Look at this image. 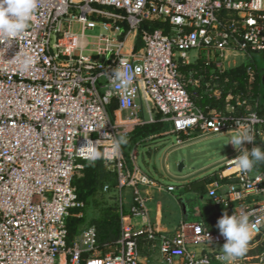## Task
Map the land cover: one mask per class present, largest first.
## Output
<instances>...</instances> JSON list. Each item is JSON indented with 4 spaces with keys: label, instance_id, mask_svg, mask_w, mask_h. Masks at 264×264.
Instances as JSON below:
<instances>
[{
    "label": "built area",
    "instance_id": "2783aa9c",
    "mask_svg": "<svg viewBox=\"0 0 264 264\" xmlns=\"http://www.w3.org/2000/svg\"><path fill=\"white\" fill-rule=\"evenodd\" d=\"M94 16L98 21L90 20ZM155 21L159 25L151 30L141 27ZM96 23L111 34H97L89 54L85 31ZM124 24L123 38L141 29L140 47L128 53L119 37ZM227 53L264 55V0H39L25 33L0 34V264H139L143 240L157 246L165 264H225V238L218 229L182 223L168 235L150 223H128L123 189L132 192L129 216L142 217L147 199L141 187L156 182L139 169L133 149L128 157L123 148L118 157L107 152L113 138L126 134L108 112L113 101L119 114L136 123L143 110L159 115L177 135L246 127L255 141L243 147L264 143V114L249 91L226 95L244 107L237 113L203 112L190 95L188 85L196 77L213 71L221 79ZM121 60L139 69L127 95L108 75ZM192 64L200 65L196 76L181 72ZM253 73L249 66V83ZM227 81L221 80V87ZM88 140L106 153L102 158L116 174L112 190L120 203V235L116 251L105 254L97 249L93 225L80 229L70 247L66 242V218L82 205L72 180L83 167L79 160H89ZM233 159L207 184L206 196L228 215L251 213L253 235L264 234V171L241 173Z\"/></svg>",
    "mask_w": 264,
    "mask_h": 264
},
{
    "label": "crops",
    "instance_id": "0c3cea01",
    "mask_svg": "<svg viewBox=\"0 0 264 264\" xmlns=\"http://www.w3.org/2000/svg\"><path fill=\"white\" fill-rule=\"evenodd\" d=\"M103 26H105L106 29H109L105 24H103ZM108 34H111L110 29L108 30ZM136 37H137L136 33L131 32L125 38H123L124 52L128 53L133 49H135ZM227 56L233 58L231 54L228 55L227 53ZM232 68L235 67L234 66L230 67L226 63V71ZM213 74H214L213 71H211V73H207L206 76L196 77L195 80H193L188 85V90L190 92L192 99H195L196 97H200L203 95H207L208 97L213 96L215 98H218L220 96L222 91L221 80L228 77L225 76L224 78H221L223 76H220L221 79L218 78L215 79L213 77ZM227 82H225L224 84H226ZM261 85L264 89V84L262 82ZM229 92L231 91H228L227 94ZM226 97L224 99L223 109L220 110L226 111L228 113H237L243 110L244 107L237 105L236 100L234 98L227 99ZM254 99L258 111L262 112L264 108V100H259L257 97H254ZM141 113L144 114L147 113V111L143 110V112H140L137 116L139 115L142 116ZM261 114L264 113L262 112ZM145 116L146 115H144L143 118H145ZM148 116H149L148 119H144V121L142 122V126L143 125L151 126V124H157L159 122H162L159 119V115H148ZM114 117L116 119V123L121 122L119 127L124 128L121 131L126 133L125 136L129 135V133H131V131L134 128L138 127V124H141V123H136L135 118L129 117L124 112L119 114L117 110L114 111ZM150 117H152L153 120H151ZM165 124L167 125V130H165L164 132L156 133L155 130H153V132L148 136L139 139V140L152 139L151 143L153 145H149L146 147L147 154H150L152 152L156 153L159 150V147L156 150L153 147L157 146L159 144L158 142L161 141L162 137L160 136L167 135L168 133H173L170 130V125L168 123ZM155 128L156 127H154L153 129ZM232 133L233 132L231 131H224L222 133L210 134L206 136H219V135L227 136ZM203 135L204 134L198 131H195L191 134H179L177 135V137L179 136V141L176 140V142L178 144L182 142H186L189 145H196L204 137ZM139 140H136L135 144L131 146L130 149H133V152L138 147H140L141 143ZM229 145L233 150V152L235 153L234 155L229 156L230 155L229 154L228 155L229 157H222L219 160L215 161L214 162L215 164H212L208 167L201 166L188 175L178 177L180 181H177L176 183L173 182L162 183L160 181L155 180L156 185L142 186L141 192L147 199L146 202L147 213L145 216L142 217L129 216L130 215L129 207L132 203V192L129 188H124L121 193L122 196L121 208L123 209L124 214L128 216L126 221L134 225L142 224V223H150L157 231L163 232L168 235H172L175 232V230L179 227V225L182 223L199 222L205 225L206 227L209 226L218 229L216 227V224L218 219L224 213V211L217 209L214 206V204L211 202V200L206 196V186L211 179H214L221 172L225 171L227 167V163L229 161H231L233 158L237 157L240 154L239 150L234 148L231 145V143H229ZM256 146H260L262 150H264L263 142L258 141ZM134 160H135V155H134ZM234 168L235 167L232 166L229 169V171L233 170ZM139 169L141 171L143 170L140 167ZM179 169H181V166H179ZM208 176L211 177L208 183H206L203 193H201V191L199 192L194 190H189V191L184 190V187L185 186L188 187L190 182L196 181L197 183V181L199 180L205 181L206 177ZM170 187H173V190H168ZM113 196L115 198L114 201L116 202L117 207L119 209L120 203L118 197L115 194H113ZM139 264H165V262L163 261L162 255L160 254L157 246L153 247L148 240H143L141 242V257Z\"/></svg>",
    "mask_w": 264,
    "mask_h": 264
},
{
    "label": "rangeland",
    "instance_id": "374dc122",
    "mask_svg": "<svg viewBox=\"0 0 264 264\" xmlns=\"http://www.w3.org/2000/svg\"><path fill=\"white\" fill-rule=\"evenodd\" d=\"M90 20L98 21L96 16L91 17ZM73 30L77 33L80 32L78 25H74ZM108 30L109 29H106L102 23H96L92 30L85 31V38L89 42L86 53L92 54L89 50L93 47L92 43L95 41V36L99 33H108ZM228 55H230V53H228ZM256 58L259 71L264 73V55L261 54H254L245 57L236 56L233 58L228 56L227 65L230 67H244L251 63L253 65V61ZM136 103H139V99H136ZM141 115L142 116H137L139 123H141L138 124V127L134 128L129 135L125 136L120 134V136L127 137L128 142L122 147L127 157L128 151H130L131 146L135 144L136 140L146 137L153 132L150 128L145 129L142 126L144 119H148L149 117L148 113H141ZM144 115H146L145 118H143ZM112 120L116 123L115 117ZM118 129L122 130L124 128L119 127ZM154 130L156 133L164 132L167 130V125L160 124ZM232 134L227 136H206L210 134H204V137L199 143L196 145H189L186 142L178 144L176 142V133H168L167 135L160 136L162 137L161 141L158 142L159 144L157 146L153 147L155 150L159 147V150L156 153L152 152L150 154H147L146 147L153 145L151 143L152 139L139 140L141 145L134 150L135 160L138 166L143 169L142 171L147 173L151 178L162 183H176L177 181H180L178 177L188 175L201 166L208 167L215 164L214 162L222 157L234 155L235 153L231 149L229 143L225 144ZM179 166H181V169H179ZM101 167L102 173L100 180L96 191L89 197V200L85 205V221L79 225L80 229L89 225L91 221L94 222L101 219L109 209H118L117 204L114 201L115 198L113 196V191L103 190V185L105 183L110 185L114 184L115 169L110 163H107L104 160ZM210 177H206L205 181L208 182ZM203 192L204 190L201 191V193ZM235 264H264V234H252V239L248 245V251L243 257L238 259Z\"/></svg>",
    "mask_w": 264,
    "mask_h": 264
},
{
    "label": "clouds",
    "instance_id": "9594fccd",
    "mask_svg": "<svg viewBox=\"0 0 264 264\" xmlns=\"http://www.w3.org/2000/svg\"><path fill=\"white\" fill-rule=\"evenodd\" d=\"M39 7V0H0V34L5 37L14 38L25 33L33 21ZM138 68H133L127 61H119V65L110 69L109 78L111 82L123 90L127 95L132 88ZM108 120H105L106 123ZM255 137L248 128L240 127L234 132L225 144L238 149L240 154L233 159L235 166L241 173H250L258 163H264V150L260 146H254L251 150L243 147L244 142H254ZM127 137L113 138L107 155L118 157L122 146L127 144ZM87 158L95 161L101 159L106 153L98 149L95 142L88 140ZM251 190V189H250ZM251 213L241 212L228 215L224 212L218 219L216 227L225 238L221 247V259L225 264H235L248 251V245L252 239L254 226L250 221ZM209 243L210 238L208 236Z\"/></svg>",
    "mask_w": 264,
    "mask_h": 264
},
{
    "label": "trees",
    "instance_id": "16d2710c",
    "mask_svg": "<svg viewBox=\"0 0 264 264\" xmlns=\"http://www.w3.org/2000/svg\"><path fill=\"white\" fill-rule=\"evenodd\" d=\"M158 22L153 23H143L142 28L151 30L154 27L158 26ZM124 32L119 36L120 38H123V35L125 32L128 31V27L124 24L123 25ZM140 30L136 37L135 42V50H137L140 45ZM259 58V57H257ZM257 58L253 61V65L247 64L244 67L237 66L235 68L227 70L223 77H228V82L224 84V87H222L221 94L218 98H215L213 96L208 97L207 95H203L200 97H196L194 100V103L197 105L200 110L203 112H207L208 109L214 107L218 109H223L224 106V99L226 97V94L228 91H231L233 94L237 93H247L249 91V97H257L259 100H264V89L261 85V72L259 71L257 67ZM253 68V79L249 83L248 82V74H247V68L248 67ZM180 70L185 75H188L189 72L193 76H196L198 73L201 72L200 65L199 64H192V65H183L180 67ZM197 73V74H196ZM117 105L115 101H113L109 107L108 112L110 117L114 119V111L116 109ZM264 113V108L263 111ZM259 112V113H262ZM159 122V121H158ZM162 125L164 122H159L157 124H151V126L143 125V128L151 130H154V127H157L158 125ZM129 140V139H128ZM83 167L81 169H78L75 172V175L72 180V184L75 187V192L77 195V200L82 203V205L75 206L70 209L69 215L66 218L65 226H66V239H67V246L70 247L72 244L73 237L80 231L79 225L84 223L85 221V205L87 204L89 197L96 191L98 182L100 180V176L102 173V167L101 164L103 162V158L97 159L95 161L92 160H79ZM254 169L264 171V163H258ZM115 175V182L113 185L109 186L111 187V191L113 186L116 183V174ZM212 180V179H211ZM210 180V181H211ZM209 181V182H210ZM206 181L199 180L190 182L188 187L185 186L184 190H194V191H202L205 188ZM108 184V183H105ZM104 184V185H105ZM103 185V186H104ZM89 225H93L96 229V236H97V249L100 251L101 254H105L110 251H116V241L119 238L120 235V226H121V220H120V214L119 210L109 209L99 220L91 221ZM210 229H213L214 227H209ZM215 229V228H214ZM85 257V255H83Z\"/></svg>",
    "mask_w": 264,
    "mask_h": 264
},
{
    "label": "water",
    "instance_id": "95a60500",
    "mask_svg": "<svg viewBox=\"0 0 264 264\" xmlns=\"http://www.w3.org/2000/svg\"><path fill=\"white\" fill-rule=\"evenodd\" d=\"M261 82L264 84V73L261 74Z\"/></svg>",
    "mask_w": 264,
    "mask_h": 264
}]
</instances>
